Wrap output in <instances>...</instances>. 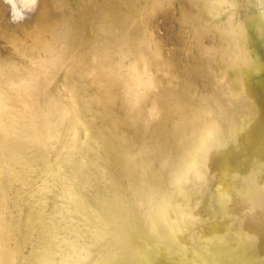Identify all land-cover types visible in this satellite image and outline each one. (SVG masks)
Wrapping results in <instances>:
<instances>
[{"label":"bare ground","instance_id":"6f19581e","mask_svg":"<svg viewBox=\"0 0 264 264\" xmlns=\"http://www.w3.org/2000/svg\"><path fill=\"white\" fill-rule=\"evenodd\" d=\"M79 1L83 0H70ZM47 2L38 0L36 10ZM117 6L124 7L125 17L135 15V23L146 27V33H118L114 28L125 43L122 46L113 38L109 40L113 47L112 43L106 47V37L112 32L109 27L106 34L102 27H90L83 38L89 40L88 50L73 48L81 11L78 19L71 15L68 19L58 8L56 16L40 25L36 21L41 14L34 12L13 26L14 33L0 26V41L14 50L4 53L0 45V139H4L7 154L17 156L16 169L11 172L0 161V217H8L0 223V264H19L23 258L22 264H217L219 260L210 258L213 245L234 264H264V152L261 158L253 156L264 148V53L254 48L251 34L264 51V0H120ZM154 9L161 15L152 13L155 19L149 23L144 15ZM171 9L174 27L167 34H174L170 42L183 40L175 44L179 53L169 52L168 43L166 48L160 45L165 36L162 41L154 38L163 31L161 23ZM100 15L111 20L104 11ZM46 32L52 34L50 40L44 37ZM192 38L195 42L210 39L213 47L205 53L198 47L197 55ZM124 45L127 48L121 51ZM144 45L148 52H142ZM159 46L163 52H158ZM68 58L73 64L66 75L63 66ZM76 63L83 65L79 74L88 81V88L102 83L98 89L96 86V93L92 90L89 95L86 92L87 97L79 96L78 89L84 87L79 74L76 80ZM20 68L27 74V84L21 82L20 92L12 95L16 87H10L4 77ZM93 68L95 82L88 79ZM45 74H61L67 82L70 100L60 103L61 107L50 100L52 86L48 90ZM197 78L212 87L218 110L204 95L200 98ZM220 94L230 100L227 121L222 120L220 103L225 101ZM28 100L27 114L32 119L21 129ZM243 101L247 109L240 110L241 122L236 115L233 124L231 118ZM83 115L87 124L93 119L89 135L81 130ZM246 118L251 124V140L244 142L242 136L249 127L242 123ZM82 134L87 136L85 144ZM66 149L69 153L82 150V154L71 159L68 155L62 162ZM34 159L50 170L46 183L34 191L36 199L41 194L49 202L55 198L48 218L41 219L44 209L43 214L22 220L16 182L31 181ZM127 176L137 179L129 183ZM146 178L158 188V194L151 186L146 188ZM50 181L52 188L44 193L42 186ZM23 186L25 183L20 188ZM125 189L133 202L126 199ZM205 214L211 218L205 219ZM71 222L75 227L68 228ZM35 227L41 228L36 236ZM89 237L96 243L88 242ZM104 237L119 249L99 262V253L93 248Z\"/></svg>","mask_w":264,"mask_h":264},{"label":"rangeland","instance_id":"374dc122","mask_svg":"<svg viewBox=\"0 0 264 264\" xmlns=\"http://www.w3.org/2000/svg\"><path fill=\"white\" fill-rule=\"evenodd\" d=\"M120 0H116L115 2H114V0H83V1H79V2H76V4H74V3H71L70 2V0H48V2L45 4V3H43V5H44V7H41V8H39V9H37V10H35V15L36 16H38L39 14H41V16L39 17V20L38 21H36L37 23H39V25L40 24H44L45 22H44V20L46 21L48 18H50L51 16H56V14H55V12H57V9L59 8V10H60V12H62L63 13V15L65 16V17H67L68 19H70V15H71V17L73 18V19H78V16L80 15L78 12H82L81 14L82 15H80L79 17V21H80V23H79V21L76 23V30L74 31V33L76 34V36H75V34H72L73 36H75V38L73 37V41H72V43L74 42V39L75 40H77V42H74V44H73V48H75V46L77 47L78 46V50L81 52L82 50L84 51V49L83 48H85L86 50H88V48H89V40H86L85 42L87 43V44H84L85 42H84V39L83 38H85L86 36H85V34L84 33H87V31L89 30V29H91L92 28V30H94L95 29V27H96V29L97 28H101V30L103 29V31H104V33L106 34V33H108L109 31H110V29L112 30V32H109V35H110V33H111V35L109 36L108 34V36L106 37L107 39H108V41H106V47H108V45L110 46L111 45V43H112V47H113V42H116V43H118L119 42V44H121V46L123 45V44H125V43H122V42H124L123 40H122V37H121V35L120 34H118L119 33V31L120 32H122V31H124V32H129V31H131V30H133L134 32H139V31H143V32H145V24H142V23H140V22H138V23H135V20L137 19V17L134 15V16H132L131 18L130 17H125V14L123 15V13L124 12H122V10H124V7H118L117 6V3L119 2ZM122 2H124L125 0H121ZM87 3V4H84V3ZM106 12V15L109 17L110 16V18H111V20L110 21H106V20H103L102 18H101V12ZM85 13V14H84ZM150 13L151 14H148V13H146V15H144L145 17H147L148 18V22L149 23H151L152 21H154V15L152 14V13H158V14H160L161 15V11L160 10H157V9H154V10H150ZM93 14V15H92ZM96 14V15H95ZM166 14H168L169 16L167 17V19H166V22L164 23V21H162V29H163V31L162 32H159V34H160V36L158 35V36H156V37H154V38H156V40H158V41H162V38H161V36H165V38H166V41H164V42H161V46L164 48H166V46H167V43H168V45H169V52H171L172 51V49H173V51H175L174 53H179V50L180 49H178L177 47H175V44L177 43V41L180 43V41L182 42L183 40H180V39H178V38H176V39H174V41L173 42H170V39L172 38V37H174V34H167V32L169 31L168 30V28H171V27H174V20H173V9H171V10H169ZM85 15V16H84ZM91 15L93 16L92 18L95 20H92L91 19ZM97 16V17H99V19L97 18V17H95V16ZM4 16V17H3ZM83 16V17H82ZM87 16H89V17H87ZM81 17H82V19H81ZM85 17V18H84ZM87 17V18H86ZM165 18V17H164ZM83 20V21H82ZM4 22V24L2 23V22ZM81 21H82V23H81ZM91 21H93L92 23H91ZM98 23H97V22ZM102 23H101V22ZM113 21V22H112ZM87 22V23H86ZM100 22V23H99ZM104 22V23H103ZM111 22V23H110ZM86 25H85V24ZM106 23V24H105ZM164 23V24H163ZM84 24V25H83ZM89 24L91 25V26H89ZM0 26H3V27H6V28H8V29H5V31L7 30V32L8 33H10V32H12V33H14V30H13V26H16V24H13V23H11L10 22V9H9V6L8 5H6L4 2H3V0H0ZM75 26H74V29H75ZM83 26V27H82ZM146 26H148V23H146ZM85 27V28H84ZM87 27V28H86ZM89 27V28H88ZM91 27V28H90ZM93 27H94V29H93ZM107 27H109V28H107ZM117 27V32L115 31L116 29H114V28H116ZM99 28V29H100ZM108 29V31L106 30V29ZM88 29V30H87ZM95 29V30H96ZM106 31H105V30ZM13 30V31H12ZM101 30H99V31H101ZM114 31V32H113ZM77 32V33H76ZM79 32V33H78ZM1 33V32H0ZM103 33V32H102ZM112 33H113V35H112ZM114 33H116V34H114ZM146 33V32H145ZM78 34H80V37L78 38ZM252 34V41H253V43H254V48L256 49V47H257V49H258V52L259 53H264V51L262 50V48L259 46V41H256V35L255 34H253V33H251ZM51 33H48V32H46L45 33V35H44V37L46 38V39H48V40H50L51 39ZM118 35V36H117ZM171 35V36H170ZM176 35H177V33H176ZM199 34H197L196 36H198ZM82 36V37H81ZM84 36V37H83ZM116 36H117V38H119V37H121V38H119V39H117L116 38ZM112 39H111V38ZM171 37V38H170ZM113 38H114V40L116 39V41H114L113 40ZM112 41L113 40V42H110V41ZM119 40V41H118ZM122 40V42H120ZM195 40H196V38H192V41H191V43H192V45H193V47H195V51H194V53L196 52V54L197 53H200L201 51H203L202 53H205L206 51L208 52V50L209 49H211L213 46L211 45L212 43H211V40L210 39H205V40H202V41H196L195 42ZM47 41V40H46ZM81 43V41H82V44H84V45H79L78 43L79 42ZM88 41V42H87ZM169 41V42H168ZM193 41L195 42V43H193ZM107 42H109V43H107ZM128 42V41H127ZM14 44H15V42H13ZM202 44V45H201ZM0 45L1 46H4V47H2L3 48V52L4 53H6V50H12V51H14L12 48H10L9 46H6L3 42H1L0 41ZM86 45V46H85ZM191 45V46H192ZM210 45V46H209ZM80 46H82V47H80ZM85 46V47H84ZM120 46V48L122 49L121 51H124L123 49H126L127 48V45L125 46H123V47H121ZM157 46V45H156ZM161 46H159V48H158V52H163V49L161 48ZM185 46V45H184ZM187 46H190V45H187ZM205 48V50L203 49V47ZM79 47H80V49H79ZM88 47V48H87ZM111 47V46H110ZM146 46L144 45V46H142V48H144L143 50H142V52H148L147 51V48H145ZM200 48V50H199V48ZM21 48V46L19 45L18 46V49H20ZM153 49V48H152ZM152 49H149V50H152ZM154 49H155V51H156V47H154ZM196 49H198V50H196ZM201 49H203V50H201ZM108 50H109V48H108ZM1 50H0V53H3ZM108 52V51H107ZM112 51H110V53H111ZM185 51H183V53H184ZM109 53V52H108ZM112 53H117V52H112ZM125 53V52H124ZM193 53V52H192ZM209 53H211V52H209ZM213 53V52H212ZM215 53V52H214ZM92 54H94V53H92ZM91 54V55H92ZM60 55H62L61 57H63L64 56V54H62V52H61V54ZM59 55V56H60ZM197 55H199V54H197ZM58 56V57H59ZM93 56H95V55H93ZM93 56H91V58L93 57ZM114 56H115V54H114ZM61 57H59V62H61ZM194 57V56H193ZM199 57V56H198ZM62 59H64V57L62 58ZM193 59V58H192ZM191 59V60H192ZM194 60V62H193V64L195 63V61H196V59L194 58L193 59ZM192 60V61H193ZM200 60V59H199ZM73 60H72V58H68V60H66V63H65V65L63 66L64 68L66 67V70H67V73H66V75H68V73H69V71H70V68H71V66H72V64H73V62H72ZM92 61V60H91ZM77 62V61H76ZM79 62V61H78ZM80 63V62H79ZM79 63H76V64H78V65H81V66H79V68H77L78 67V65H77V67H75V69H74V71L76 72V69H77V71L78 72H76L77 74L75 75V77H76V80L80 77V81H79V83H81V81H83V80H81L83 77H81V75L79 74L80 72H81V69L83 68V65L82 64H79ZM62 64H63V62L61 63V68H62ZM94 64H92V66H93ZM76 66V65H75ZM91 66V67H92ZM39 67V66H38ZM80 67H82V68H80ZM40 68V67H39ZM60 68V69H61ZM22 71H24V69L23 68H20V70L19 71H17V72H15V73H10L9 74V76H7V77H4L6 80H7V82L9 83V85H10V87H16V91L14 92V93H12V95H15V94H17V93H19L20 92V90L21 89H19V84L22 82V83H26L27 84V81H26V79H27V74L26 73H22ZM95 71V69L93 68V70L91 71V77L90 78H88L89 80H91L92 82H95V80L93 81L92 80V77H93V79H95V76L96 75H93V74H96V73H93ZM75 72H73V74L75 73ZM40 73H43V72H40ZM44 74V73H43ZM80 75L79 77L77 76V75ZM206 74V76H209L208 78L209 79H211L212 78V75H210L209 73V75L207 74V73H205ZM1 75H3L1 72H0V77H1ZM70 75V74H69ZM45 76V79H46V81L47 82H49L48 84H47V87H48V90L50 89V87H51V89L49 90L50 91V100L52 101V100H54L53 101V105H60V103H63V102H67V101H69L70 99H69V97H68V94L66 93V91H65V86H66V84H67V82H64L63 80H62V77H61V74H58L57 75V77H52L51 75V77L49 76V77H46V76H48L47 74H45L44 75ZM74 76V75H73ZM78 77V78H77ZM211 77V78H210ZM59 78H61V81H60V79ZM51 79V80H50ZM97 79V78H96ZM197 80L199 81V87L201 88L199 91V94L201 93V95H200V98H202L201 96H203L204 98H207L210 102H211V104L213 105V106H215L216 104H213V96H215V94H213V93H211V91H210V88L212 89V87L208 84V85H206V84H204V82H203V80L202 79H199V78H197ZM91 81H89V82H91ZM60 82H61V84H60ZM84 82H86L85 81V79H84V81H83V87L84 88H86L85 90H84V92H83V89L81 88H79L78 90V92L79 93H81V94H79V96L80 97H83L85 94H86V92H87V94L89 95V93H91V92H93L94 90H95V93H96V86L97 85H99V86H101V84H100V82L98 83V81L96 82V83H98V84H94V83H91V84H94L93 86L94 87H92V85H91V87L89 86V88H88V84H87V82L86 83H84ZM78 83V82H77ZM69 84V83H68ZM85 85L87 86V87H85ZM206 85V86H205ZM61 88H60V87ZM205 87V88H204ZM208 87V88H207ZM99 87L97 86V89H98ZM204 89H207L206 91L204 90ZM209 89V90H208ZM82 90V91H81ZM88 90V91H87ZM90 90V91H89ZM93 90V91H92ZM203 92H202V91ZM213 90V89H212ZM210 91V94L209 93H207V92H209ZM98 92H100L99 90H98ZM204 92H206V93H204ZM63 93H65V94H63ZM84 93V94H83ZM204 93V94H203ZM54 94V95H53ZM83 94V95H82ZM87 94L85 95L86 97H87ZM206 94V95H205ZM208 94L210 95L209 97H208ZM211 94H213V95H211ZM82 95V96H81ZM213 98H212V97ZM220 96H221V98H222V101H225V103L223 102V104H221L220 103V105H221V108H222V120H224V121H227V119H228V117H229V114L227 113V111H228V104H230V100L227 98V97H225L224 95H222V94H220ZM203 99V98H202ZM212 99V100H211ZM238 100V99H237ZM28 103H29V105H27L26 107H25V109H24V113L22 114V116H21V121H20V127H21V129L22 128H24V127H26V125L29 123V121L32 119V117L31 116H29L28 114H27V111H28V109H29V107H30V105H31V102L28 100ZM38 102L36 101V104H37ZM234 103H235V101H234ZM237 104H239V103H237ZM240 108H239V112H234V117L233 118H231V121H232V123L234 124L235 122H237V119H235V117H236V115H238V120L241 122V118H240V116H241V114H242V111H240V110H246L247 109V104L243 101V103H241V105L239 104L238 105ZM60 107H61V105H60ZM216 108H217V110H218V107H217V105L215 106ZM244 107H245V109H244ZM227 110V111H226ZM256 109H253V111H255ZM224 111V112H223ZM244 114V113H243ZM84 116V115H83ZM82 116V117H83ZM251 117V116H250ZM87 119V118H86ZM85 119V116H84V119H83V122H84V120H85V122L84 123H81L82 122V119H81V121H80V125H81V130L83 131V133L85 132V134L87 133L88 135L89 134H91L92 132H91V127L92 126H90L91 125V123L93 122V119H92V121H89L88 120V123L89 124H87V120ZM91 120V119H90ZM94 120H95V117H94ZM85 123H86V125L90 128H87V126L85 125ZM242 123H246L249 127L248 128H246L245 129V131H244V134H243V136H242V140L244 141V142H246V141H249V140H251V137H248V135H249V130H251V124L248 122V118H246V119H244L243 121H242ZM82 124H83V126H82ZM84 127V128H83ZM86 128V129H85ZM17 132H19L18 130H17ZM21 132V131H20ZM82 133V132H81ZM86 134V135H87ZM0 135H1V133H0ZM86 135H84V134H82V136H83V142H84V144L86 143V139L84 138V137H87ZM0 137H2V136H0ZM3 137H4V135H3ZM19 137V136H18ZM3 139V138H2ZM2 139H0V142L1 141H4V139L2 140ZM2 143V142H1ZM5 145V143L3 142L2 143V145ZM0 146V148H2V149H0V161L4 164V165H6V168H7V170L8 171H13V170H15L14 169V166L17 164V162H16V155H15V158H14V156L12 155V154H10L9 153V155L7 154L9 151H7L8 150V148L6 147V145L3 147V146ZM83 146V148L82 149H84V146L85 145H82ZM6 149L5 151H4V149ZM242 148V147H241ZM103 150V149H102ZM101 150V151H102ZM242 150H243V152H245V150L242 148ZM66 151L67 152H65V154H66V156H64L63 157V161L62 160H60V163H61V161L62 162H64V160H68V159H71V158H76L77 156H79V155H81L82 154V150L81 151H78V152H75V153H69L68 152V150L66 149ZM105 151V150H104ZM103 151V152H104ZM261 152H264V148H263V150L262 151H259V152H253V156L254 157H258V158H261L262 157V155L260 154ZM4 153H6L7 155H5ZM18 154V153H17ZM28 154H29V152H28ZM31 154V153H30ZM77 154V155H76ZM2 155H5V156H7V157H11V158H14L15 160L13 161L11 158L9 159V158H7V157H3ZM68 155H70V156H68ZM50 156H51V154H50ZM67 156H68V159H66L67 158ZM51 157H53V158H51L52 160L55 158L54 157V155H52ZM62 158V157H61ZM6 159V160H5ZM23 159V158H22ZM3 160V161H2ZM5 160V161H4ZM10 160L12 161V162H10ZM55 161H56V159H54ZM53 160V161H54ZM7 162V163H6ZM9 162L11 163V165H12V167H11V165L9 164ZM15 164H14V163ZM59 163V162H58ZM8 164V165H7ZM10 165V166H9ZM33 165H35L34 166V168H35V172H33V174H34V176L31 178V181H27V180H21V181H17L16 183H17V185H19V194H18V198H19V200H18V206H19V209H18V215H19V217H21L22 218V220L24 219V218H31V219H33L34 217H33V215H35V214H43V210L44 209H46L45 211H46V213L43 215V217H41V219H44L45 217H47L48 216V213H49V210L48 209H50V204H51V202H52V199H53V197L55 196H53L52 198H51V201L49 202L48 200H49V197H46V198H44V196H43V194H41L42 196L40 197V198H38V199H36V196H35V194H34V191L36 190V189H38V187H41V185H43V183L47 180V174L48 173H50V170H45V169H43V168H41V166L39 165V162H38V159L37 160H35L34 159V164ZM264 165V164H263ZM9 166V167H8ZM17 166V165H16ZM11 167V168H10ZM39 167V168H38ZM10 168V169H9ZM12 169V170H11ZM45 171H47V172H45ZM54 174L56 175V173L54 172ZM39 176V177H38ZM41 176V177H40ZM37 178V179H36ZM134 178H136L137 179V177H131V179L127 176L125 179H126V181L127 180H129L130 179V181H129V183H131V180H136V179H134ZM147 181H149V182H147ZM23 182V183H22ZM25 183V185L26 186H23V188H20V187H22V185ZM46 183V182H45ZM149 183V184H148ZM49 185H44V186H42V187H45V190H44V193H46L50 188H52L51 186H52V182L50 181L49 183H48ZM145 184H147L146 185V188H150V186H151V188L150 189H152L153 191H155L156 192V194H158L159 192V190H158V188H156V187H152V182H150V180L148 179V178H146V183ZM38 185V186H37ZM35 186H36V188H35ZM149 186V187H148ZM192 186V185H191ZM31 187V188H30ZM30 188V189H29ZM145 188V189H146ZM187 188V187H186ZM188 188H190V187H188ZM258 186L257 187H255V192L254 191H251L253 194H255L256 193V190H258ZM25 189V190H24ZM157 189V190H156ZM151 190V191H152ZM202 191V190H201ZM62 193H60V194H58V195H61V194H63V190L61 191ZM125 192H126V199L127 200H130L131 202H133L132 201V199H133V197H131L130 195H129V193H130V191H128V190H126L125 189ZM172 192V191H171ZM170 192V190L168 191V193H171ZM22 194H23V197H22ZM57 195V194H56ZM58 195H57V197H58ZM32 196V197H31ZM31 199H30V198ZM200 197V196H199ZM21 198H22V200H21ZM55 198V197H54ZM194 200V198H192V199H190L189 200V203L191 204L190 206L191 207H193V205L195 206V201H193ZM250 201L249 202H251L252 200L251 199H249ZM194 204H193V203ZM124 205H126L125 203H123ZM174 204H177V203H175L174 202ZM49 206V207H48ZM3 207V206H2ZM175 210V209H174ZM20 211V212H19ZM180 211H181V209L180 208H178V211L177 212H179L180 213ZM4 212L6 213V209L4 210ZM206 217H208V218H211V214H205V216H204V218L205 219H208V218H206ZM48 218V217H47ZM8 219V217H6V218H2V217H0V223L1 222H5L6 220ZM205 219H204V221H205ZM73 220V219H72ZM241 221H243V216L241 217V219H240ZM75 222H71L70 223V225L68 224L67 225V227L69 228V227H75ZM166 227H167V225H165ZM261 227H264V223H262V226ZM34 230H35V236L36 235H38L39 234V231H41V228H33ZM38 229V230H37ZM33 230V231H34ZM204 229H202V230H200V231H203ZM262 231L264 232V228H262ZM38 233V234H37ZM92 235H94V234H92ZM215 235L216 236H218V232H216L215 233ZM96 236H98V235H96ZM12 237V236H11ZM168 237L170 238L171 236L169 235V232H168ZM13 238V237H12ZM228 238V236L226 237V239ZM88 242H90V243H96V239L95 238H93V237H89L88 238ZM173 245V244H172ZM216 246L217 245H213V249H214V251L212 252V253H210V254H212L211 256H210V258L211 259H213V260H219L220 262L219 263H217V264H234L233 263V261H232V259L229 257V255H227V253H222L221 255H219V246L216 248ZM216 248V249H215ZM96 252H98L99 253V262L100 261H102L105 257H106V255L109 253V252H111V251H118V249H119V246H118V244H116L113 240H107L105 237H104V240L101 242V245H97V246H95L94 248H93ZM216 250V251H215ZM217 252V253H216ZM217 255V256H216ZM227 255V256H226ZM118 257H121V255H118ZM227 257V259H225ZM12 258V255H11V257L9 258V260ZM111 258V257H110ZM110 258H109V260H110ZM139 262H140V260L139 259H137ZM221 260H223L222 262H221ZM12 261H10L9 263H11ZM24 262V258L23 259H20L19 260V264H22ZM216 262V261H215ZM224 262H227V263H224Z\"/></svg>","mask_w":264,"mask_h":264},{"label":"clouds","instance_id":"9594fccd","mask_svg":"<svg viewBox=\"0 0 264 264\" xmlns=\"http://www.w3.org/2000/svg\"><path fill=\"white\" fill-rule=\"evenodd\" d=\"M10 9V22L21 24L28 20L36 10L38 0H3Z\"/></svg>","mask_w":264,"mask_h":264}]
</instances>
